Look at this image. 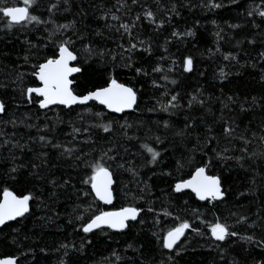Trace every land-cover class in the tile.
I'll return each mask as SVG.
<instances>
[{
    "label": "trees",
    "instance_id": "obj_1",
    "mask_svg": "<svg viewBox=\"0 0 264 264\" xmlns=\"http://www.w3.org/2000/svg\"><path fill=\"white\" fill-rule=\"evenodd\" d=\"M126 2L128 8L117 12V0H69L67 6L59 0L58 8L49 12L48 8L58 0H39L30 11L50 22L17 25L11 30L0 14V100L7 106L6 113L0 114V192L8 187L17 195L31 192L34 197L25 218L0 228V258L14 257L18 264H61L62 261L64 264H258L264 261V248L240 238L253 236L255 241L264 238V80L261 79L264 57L260 55L264 52V20L258 15H247L257 8L264 10V0L236 3L233 0H140L136 5L132 0ZM6 3L24 6L22 0H6ZM213 3L224 7L210 8ZM65 7L70 10L65 11ZM109 9L121 20L100 19ZM145 9L155 14L153 23L143 17ZM137 14L141 20L136 22L132 35L145 41L138 48L150 46L151 54L136 51L133 67L128 68L122 59L128 53L118 47L120 44L128 47L127 34L121 37V33L110 31L105 24L117 27L121 22L130 24ZM72 21L84 35L83 40L77 39L71 30H62L63 35L57 34L53 39L58 43L71 36L80 63L89 68L85 75L76 74L80 85L77 91L101 85L111 75L137 91L135 110L111 113L96 102L73 106L71 110L63 106L42 110L27 103L21 95V87L40 85L31 73L33 65L42 63L55 50L48 39L49 33L57 25ZM161 21L163 26L158 27ZM188 30L194 31L195 36L184 35ZM174 31L181 35L173 36ZM97 32L103 35H96ZM85 45H91V55L84 51ZM101 52L103 56L99 55ZM228 54L236 59H224ZM189 56L194 69L190 73L184 71L182 64ZM136 67H142L147 75H137ZM155 67L161 71L154 72ZM221 69L226 78L220 76ZM19 73L25 74L22 83L17 79ZM165 75L167 80L163 79ZM154 81L159 87L154 86ZM177 94V101H171ZM173 103L177 107H171ZM164 105L168 106L167 112L161 110ZM241 105L247 110L241 111ZM96 112L103 113L104 119L97 120L93 115ZM13 120L15 125L10 122ZM112 120L118 122L110 133L90 127ZM125 121L131 127L122 128ZM165 121L170 127H164ZM74 127L81 131L74 133ZM85 128L87 132L83 131ZM225 128L234 131L226 133ZM181 131L184 135H176ZM40 136L62 148L41 142ZM156 136L164 140L163 145L155 142ZM145 142L163 153L159 164L146 166L150 156L140 147ZM63 148L77 149L74 155L88 161L99 158L102 151L114 150L109 155L115 156V161H108L116 180L112 204L93 202L94 195H83V191H90V186L81 180L90 170L80 161L61 156ZM204 153L208 157L216 153L230 157L214 160L215 166L209 171L210 175L222 176L227 190L226 198L214 202L215 207L199 201L189 191L178 194L171 188L177 180L189 178L195 164L206 158ZM189 156L195 157V164L185 163L177 171V162H186ZM119 164L124 168L117 167ZM14 165L23 167L14 174L16 180H11L8 172ZM128 168L138 174L125 170ZM66 180L69 183L64 185ZM89 204L91 210L85 212ZM130 204L144 211L136 222H130L129 229L117 232L105 228L90 234L80 231L81 224L98 210L115 211ZM149 207L155 211L148 212ZM165 211L171 215H164ZM77 215H83L84 221L77 220ZM245 217V221L237 223ZM216 218L234 226L231 230L240 236L215 241L206 225ZM183 220L198 227L203 235L190 228L173 250L164 249L163 236ZM253 223L256 226L249 227Z\"/></svg>",
    "mask_w": 264,
    "mask_h": 264
},
{
    "label": "snow or ice",
    "instance_id": "obj_2",
    "mask_svg": "<svg viewBox=\"0 0 264 264\" xmlns=\"http://www.w3.org/2000/svg\"><path fill=\"white\" fill-rule=\"evenodd\" d=\"M140 0H132V4L136 5ZM237 0H233V3H236ZM24 6H8L6 0H0V14L3 18H6V27L11 30L14 26H23L25 24H42L49 23L50 21H43L38 15L32 14L30 9L36 7L39 4V0H22ZM64 5L69 4V0H63ZM119 7L116 9L117 12L122 11L123 9L128 8L126 0H117ZM59 6L58 3L52 4L48 11L51 12L54 9H57ZM224 7L221 3H213L210 5V8L219 9ZM70 8L65 7V11H69ZM129 11L131 9H128ZM175 6H173V11ZM249 17L258 15L261 20H264V10L259 8L251 10L247 13ZM143 17L146 18L149 23L155 21V14L151 10L145 9L143 12ZM112 21H120L121 17L112 12L111 9L104 12L100 17L107 21L108 19ZM141 20V15L137 14L135 20L132 23H119L117 27L115 24H105V27L110 31L115 29L116 32L121 33V37L125 34L128 36V47L124 48L123 44L118 45L122 48L124 52L128 53L126 57L122 56V59L125 61L124 66L128 68L133 67V54L136 51H143L151 54V47H145L143 49L138 48L139 45L145 44L143 40H137L136 37L132 35L133 29L136 27V22ZM163 21L160 22L158 27L163 26ZM215 23V21H213ZM76 22L72 21L68 24L57 25L56 28L49 33L48 39L54 47V51L51 55L46 56L42 63L33 65V71L31 75L39 82L40 86L38 87H21V95L25 97L26 102L29 104H35L39 109H48L51 110L54 106H63L67 109H73V106H84L88 105L89 102H96L99 105H102L111 113L122 114L129 110H135L137 105V91L126 85L125 83L119 82L114 76L109 75L104 83L101 85H95L91 89L85 87L83 92H78L77 88L80 87L76 82V74L85 75L89 68L85 67L84 64L80 63L77 51L75 50V41L71 36H68L66 39H61L58 43L53 39L57 34L63 35L62 30L67 31L71 30L73 35L77 36V39L83 40L84 35L80 34L75 26ZM254 27L259 25L254 24ZM230 27L237 28L240 25H230ZM121 29L123 32H121ZM47 30V29H46ZM96 35H103L101 32H97ZM173 36H179L180 33L173 32ZM184 35L189 37H194L195 32L188 30ZM218 35V34H217ZM137 40V42H132ZM252 43L253 41H249ZM35 47V45H33ZM47 47V45H45ZM84 51L91 55L93 49L91 45H85ZM103 56L104 53H99ZM261 57H264V52L260 53ZM25 61H28V57H24ZM224 59H233L236 57L231 54L225 55ZM115 60V57H113ZM183 68L185 72H192L193 69V59L191 56L185 58L182 61ZM137 75H147V72L144 71L142 67H136L134 69ZM154 72H160L161 68H153ZM24 73H19L17 79L22 83ZM220 76L226 78L227 74L221 69ZM163 79L167 80L168 77L165 75ZM261 79L264 80V75L261 76ZM154 86L159 87V85L153 82ZM171 83L176 84L175 80H172ZM178 95H173L171 101H177ZM193 100L196 98L193 97ZM230 101L233 100V97H228ZM253 103L256 102V98L253 97ZM202 103V102H201ZM227 105H225L226 107ZM171 107H177V104H171ZM191 107V102L189 103ZM162 111L167 112L168 106H162ZM241 105V111H246ZM7 111V106L3 100H0V114H4ZM89 111H91L89 109ZM97 120H103L104 114L101 112H96L93 114ZM15 125V121H10ZM118 121L112 120L108 123H96L90 125V127H97L103 130L105 133H110L114 123ZM31 127V125H28ZM122 128L131 127L130 124L125 121ZM164 127L168 128L170 125L167 121L164 122ZM186 127H190L186 125ZM210 130V129H209ZM80 128H73L74 133H79ZM83 131L87 132L88 129L85 128ZM226 133L234 131L232 128H225ZM126 135V133H125ZM176 135L182 136L184 132H177ZM127 139L132 140L133 137H127ZM155 142L157 144L163 145L164 140L159 136H156ZM39 140L46 144H51L53 148L60 149L62 145L53 144L50 140H47L45 136H40ZM88 142V141H86ZM7 143V141H5ZM19 146V145H14ZM23 147V146H20ZM141 149H143L149 156L150 159L146 161L147 165H157L162 161L163 153L148 143H141ZM196 149H192V152H195ZM77 149L75 148H63L61 156H66L73 158L74 160L80 161L83 163L84 167L90 170V174L86 173L85 177L81 180V183L84 185L90 186V191H83L84 196L94 195V201H101L104 204H112L115 198V189L114 185L116 180L114 179V172L111 168V165L108 161H115L116 157L109 155V152L114 151L113 149H108V151H102L99 158H95L91 161L84 160L81 156L74 155ZM164 151H167L165 148ZM127 152V149H125ZM206 158L202 159L198 164H195V157L189 156L186 162H177V171L185 167V163L188 166L195 164L194 170L190 173L188 179L177 180L172 186V191L174 193H185L188 190L190 193L194 194L199 201L207 202L209 205L215 207L214 202L223 201L226 198L227 190L223 187V178L220 175H210L209 171L215 166L214 160H227L230 157H224L220 153H216L214 157H208L207 153L203 154ZM23 165H14L8 172V178L11 180H16V173L19 172L20 168ZM36 165H33L35 168ZM119 168H124L123 164L117 165ZM127 171L133 172V175L138 173L132 169H125ZM162 175L171 176V172H161ZM55 186V181L52 182ZM69 181H64V185H67ZM64 185H61L63 187ZM148 185L145 184V189H148ZM141 191H144L142 189ZM143 197H141L142 199ZM34 199L31 192L27 194L17 195L13 190H10L8 187H4L2 192H0V228L7 226L9 221H17L18 218H25V214L30 212V201ZM91 210V204L88 208L85 209V212ZM144 211L143 208L135 206V204H130L125 207H121L116 211H103L98 210L97 214L91 215L85 222L81 224L80 231L84 234L94 233L96 230L103 231L105 228L111 229L117 232H123L125 229L131 227L130 222H136L138 218L141 217V213ZM148 212H154L155 209L149 207ZM164 215H171V213L165 211ZM77 220L84 221L83 215H77ZM246 220L241 218L237 223H241ZM140 222H143L142 220ZM71 223V221H69ZM208 231L211 234V237L215 241L224 242L230 237H237L240 234L237 231L231 230L234 226L227 224L226 222H221L219 218H216L214 222L208 223ZM255 223L249 225V227H255ZM197 235H203L201 230L198 227H193L187 220H183L175 226L168 229L166 234L162 238V246L164 249L173 250L182 237L185 236L186 230L190 229ZM248 243L255 242L259 247L264 248V238H261L260 241H255L253 236H244L240 237ZM84 239H87L85 236ZM91 240H87V243L91 244ZM62 247L67 248V245H62ZM131 247V245H129ZM83 248V243L81 244V249ZM67 255V252L65 253ZM115 255V253H114ZM176 255H180V251L176 252ZM119 258V257H118ZM171 259V257L169 258ZM0 264H16V258L6 257L0 259ZM61 264H64L62 261ZM258 264H264V261H259Z\"/></svg>",
    "mask_w": 264,
    "mask_h": 264
},
{
    "label": "water",
    "instance_id": "obj_3",
    "mask_svg": "<svg viewBox=\"0 0 264 264\" xmlns=\"http://www.w3.org/2000/svg\"><path fill=\"white\" fill-rule=\"evenodd\" d=\"M40 86V85H39ZM129 111H131V110H129ZM126 112H128V111H126ZM186 191H188V190H186ZM103 203V202H102ZM107 205H110V204H107ZM116 211V210H115ZM19 219V218H18ZM10 222H13V221H9L8 223H10ZM6 258V257H5ZM14 258V257H13ZM0 259H3V258H0ZM16 264H18L17 263V259H16Z\"/></svg>",
    "mask_w": 264,
    "mask_h": 264
}]
</instances>
